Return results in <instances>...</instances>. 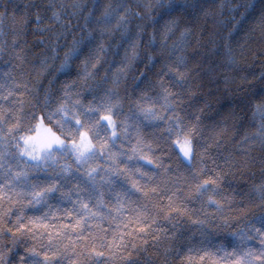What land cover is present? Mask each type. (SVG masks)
I'll return each instance as SVG.
<instances>
[{"label": "snow or ice", "instance_id": "obj_1", "mask_svg": "<svg viewBox=\"0 0 264 264\" xmlns=\"http://www.w3.org/2000/svg\"><path fill=\"white\" fill-rule=\"evenodd\" d=\"M258 4L261 9L258 26L264 31V0L229 3L228 10L233 18L239 14L244 21L256 11ZM215 6L221 13L224 11L223 2ZM67 7L73 9L68 15L82 17L83 24L66 21L63 11L56 10L54 0H49L44 10L51 11L50 16L34 14L41 33L51 30L55 34V26L59 25L61 31L56 40L71 36L75 29L83 33L79 39L71 40L70 47L65 45L68 51L55 69L70 75L76 62L83 66L77 80L57 90L59 95L52 90V81L49 88L29 87L27 77L31 72L23 65L31 64L38 77L51 74L49 59L55 62L62 49L51 47L53 55L44 57L38 64L28 60L25 45L20 43L29 23L27 13L18 24L16 17H12L11 44L0 41V60L9 57L4 61L9 68L0 74V264H138L134 254L143 250L148 238L157 242L155 246H159L161 236L175 239V230L182 219L195 225L202 239L194 241L189 237L183 252L165 247V258L175 250L182 257L181 264H264V179L239 193L231 189L230 194H225L231 186L229 178H235L232 169L242 171L248 166L251 146L259 144L264 152V93L258 99L253 96L242 101L245 107H251L250 128L254 129L245 131L240 141L249 145L243 150V159L237 160L232 153L211 155L210 149L222 147L220 137L228 129L213 124L206 133L208 126H202L200 115L189 112L185 106L183 94L195 95L189 84L190 64L195 57L183 53L191 29L181 32L179 42L167 43L180 28L181 21L202 10L204 5L200 0L194 3L157 0L155 5L151 2L143 5V15L132 13L125 0L115 5L93 0L91 8L74 0ZM59 8L66 10L63 3ZM153 8L158 10V18L152 14ZM240 8L244 9L243 13ZM5 13H0V37L4 35ZM133 16L144 22L136 24L135 31L131 27ZM114 21L115 29L122 30L121 38L128 47L121 67L111 79L113 87L100 96L87 84L94 75L89 69H96L106 54L104 39L113 31ZM46 22L48 27H42ZM149 27L153 34L147 47L152 54L147 55L145 66L156 69L153 73L156 80L146 77L141 81L143 87L137 85L140 95L127 97L130 115H124V98L118 91L120 79L126 68L140 58L142 36ZM157 33L161 35L159 43ZM17 69L19 73L14 74ZM261 75L264 78V73ZM82 90L92 94L87 103ZM36 105L42 106L44 115L37 117L33 112L25 126V108ZM232 115L235 117V112ZM45 121H55L61 134L45 127ZM161 123L165 135H153L154 148L145 139V129L159 128ZM165 152L169 160L175 157V167L165 162ZM66 156L71 157V163L61 162ZM261 164L264 165V158ZM237 196L241 197L239 202ZM57 197L71 205L63 211L72 221L58 228L51 223L56 216L50 204ZM193 203L200 207H192ZM126 206L130 215L122 223L128 231H120L117 225L109 240V230L103 227V222L108 221L111 226V221L121 217ZM226 207L239 215L224 218V225L234 227L235 231L229 233L230 239L217 243L206 228L210 215L207 209L223 216ZM253 207L259 211H253ZM29 208L41 214L28 215ZM161 220L170 224L171 229L163 227ZM17 247L23 248V254L16 253L17 259L9 262L6 252L12 253Z\"/></svg>", "mask_w": 264, "mask_h": 264}, {"label": "trees", "instance_id": "obj_2", "mask_svg": "<svg viewBox=\"0 0 264 264\" xmlns=\"http://www.w3.org/2000/svg\"><path fill=\"white\" fill-rule=\"evenodd\" d=\"M57 5V11H63V18L67 21L71 19L73 24L77 21L79 24H83L82 17L72 18L68 15L73 9L67 7L72 4L74 0H54ZM84 3L87 7L91 8L93 0H79ZM104 4L112 3L117 4L119 0H102ZM151 2L153 5L157 3V0H125L127 6L131 9L132 13L140 12L144 14L143 5ZM161 2L167 3V0H161ZM178 2H184V0H178ZM188 3H194L196 0H187ZM204 5L202 10H198L193 15L184 18L181 21L179 29L175 30L174 34L167 41L168 44L173 42H179L181 40V32L185 28H190L191 33L188 35V46L183 50V53L189 58L195 57V60L190 64L192 68L189 74V84L191 85L192 92L195 95H191L185 92L184 100L185 106L189 112L200 115L202 120V126H208L205 128L206 133L213 124H219L221 127H226L228 132L220 137V143L222 147L220 149H210L211 155H216L217 152L223 155L232 153L237 160L243 159V150L248 149L249 145L240 143L244 132L251 131L254 129L250 128L252 123L251 120V107H245L242 101H246L248 98L255 96L258 99L261 93H264V31L258 26L260 20V6L257 5L255 12L249 14L244 21H241V16L229 12V3L234 4H246L249 0H200ZM224 3L225 8L221 13L220 10L215 6L219 3ZM49 0H0V13H5L7 19L4 20L2 25L4 35L0 37V41H7L11 44L14 34L13 19L15 16L17 24L19 23L20 17L27 13L29 17V23L26 27V32L23 37L20 38V43L25 45V53L27 54L28 60L32 63L38 64L44 57H51V47H58L62 49L59 51V58L53 62L49 59L51 68L49 72L43 76H37L35 71H32L31 64H25L23 67L31 72V75L27 77L29 80V87H43L49 88V81H52L51 87L54 92L61 89L65 83H72L77 80V74L82 71V63L76 62L73 65L70 75H65L55 71L59 64L63 60L64 52L68 51L67 44L71 46V40L73 38L79 39L83 33L78 29H75L71 36L67 38L61 36L59 40H56V36L59 35V25H56L55 34L53 31L41 33L35 24L34 14L40 12L43 16H50L51 11L45 12L44 10L48 7ZM63 3L66 6V10H61L59 5ZM210 13L206 15L205 13ZM240 12L243 13L244 9L240 8ZM86 14V13H85ZM152 14L158 18V10L153 8ZM132 19V29L135 31V25L144 23L134 16ZM240 23H237V22ZM42 27H48L46 22ZM121 31L115 29V21L113 22V31L110 35H106L104 39L105 47L107 48L106 54L103 56L101 63L97 65L96 69H89L93 72V78L87 81L88 86L94 89L98 95L103 96L104 91L113 87L111 79L117 68L121 67L124 61L125 49L128 47L121 38ZM153 29L147 28L146 32L142 36L140 43V58L134 63L133 66L126 68L124 74L121 76L119 84V94L124 98L123 103V114L130 115L129 103L127 97L129 95L139 97L140 91L137 85L143 87L141 81L145 78H150L155 82L156 77L153 74L156 69H152L146 59L147 55L152 54L151 49L147 47V42ZM161 40V35L157 33V43ZM10 51V49H9ZM180 54V53H177ZM9 59L8 56L4 57V60H0V74L9 68V65L4 61ZM232 61V62H230ZM14 63H18L15 62ZM19 69L16 70L18 74ZM143 73L144 75H141ZM55 77V79H54ZM107 78L108 83H105ZM37 80L40 81L37 84ZM82 83V82H80ZM176 91V89H173ZM83 91V96L86 98L85 103L92 99V94L88 91ZM59 95L60 93L57 92ZM149 92V95H152ZM25 96V99H28ZM207 105V106H206ZM158 107V105H157ZM244 111H241V108ZM199 109H203V112H199ZM35 113L37 117L44 115L41 105L27 106L25 108V126L31 119V114ZM235 112V117L232 113ZM181 111V115H183ZM35 123V122H33ZM44 124L49 126L56 134L60 135V131L55 125V121L49 123L45 121ZM164 125L161 123L159 128L147 127L145 129L147 142L152 143L153 147L156 148V142L153 139L155 137H161L165 135L163 133ZM131 131V130H130ZM103 135V133L101 134ZM132 143H135V133L132 132ZM119 143V142H118ZM123 146L128 147L127 142H124ZM250 161L246 168L242 171L233 168L232 171L235 173V178H229L231 180L230 189H227L225 194H230L231 189H235L237 193L242 190L249 189L253 184H259L264 179V165L261 164V159L264 158V152L261 151L259 144L252 145L249 151ZM157 155H160L159 149H157ZM165 162L172 164L173 167L176 165L175 157L171 160L168 158V153L164 154ZM71 163V157L66 156L61 161ZM211 165L210 160L205 161ZM103 166L102 161H98ZM220 163H223L221 160ZM183 171V169H181ZM43 176V173H40ZM227 184V182H226ZM136 197L134 196L133 199ZM240 196H237V202L240 200ZM164 203L167 201L164 200ZM52 206V212L55 214L56 219L51 220V223L56 225L57 228L60 224L71 223L64 213L65 208H70L71 205L67 202H61L59 198H53L50 200ZM194 208H199L200 205L193 203L191 205ZM111 207V205H110ZM136 207V205H132ZM59 209V210H58ZM47 211V209H44ZM253 211H259L258 208L253 207ZM210 214L208 216V223L206 228L212 232L217 243L230 239L229 233L235 231L234 227H228L224 225L225 217H234L239 215L236 211H229L227 207L223 216L214 213L211 208L207 209ZM39 215L41 214L36 209H28V215ZM115 215V214H113ZM130 215L127 210V206L122 216L112 220L111 226L108 221L103 222V227L108 229V239L111 240L112 235L117 230V225L120 226V231H128L123 228V219ZM201 218L204 215L200 214ZM160 224L168 229H171V225L165 221H160ZM130 227H132L130 225ZM176 238L173 240H166L161 236L159 246L157 242L151 237L148 238V243L143 245V250L134 254L138 260V264H181L182 257H178L176 251L173 250L165 258L163 255V249L165 247H171L172 249H180L181 252L186 251V243L189 237H192L194 241L202 239L200 233L196 231V226L192 225L187 219H182L177 225L175 230ZM195 233V236H193ZM169 236L172 235L170 230ZM31 244V242H29ZM67 243V241H65ZM11 246V245H9ZM16 253L23 254V248L17 247L12 253L6 252V258L9 262H14L17 259Z\"/></svg>", "mask_w": 264, "mask_h": 264}, {"label": "rangeland", "instance_id": "obj_3", "mask_svg": "<svg viewBox=\"0 0 264 264\" xmlns=\"http://www.w3.org/2000/svg\"><path fill=\"white\" fill-rule=\"evenodd\" d=\"M45 127H47V128H50L49 126H47L46 124H45ZM53 131V130H52ZM54 132V131H53ZM58 135V134H57Z\"/></svg>", "mask_w": 264, "mask_h": 264}]
</instances>
